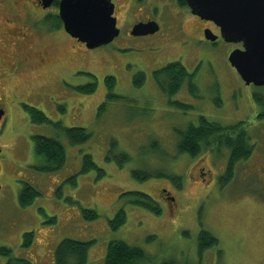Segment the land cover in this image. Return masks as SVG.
Returning a JSON list of instances; mask_svg holds the SVG:
<instances>
[{
  "label": "rangeland",
  "instance_id": "1",
  "mask_svg": "<svg viewBox=\"0 0 264 264\" xmlns=\"http://www.w3.org/2000/svg\"><path fill=\"white\" fill-rule=\"evenodd\" d=\"M148 13L162 23L164 7ZM55 36L59 40L47 45L50 56L43 62L32 61L16 73L11 65L10 75L0 77V106L6 111L0 122V245L34 264H56L55 249L65 238L94 241L88 264H103L113 240L143 248L150 258L144 264L170 259L264 264V132L250 131L256 153L234 167L228 182L227 146L217 144L196 156L179 151L181 131L201 116L230 125L246 115L236 110L235 88L242 80L228 61L232 48L224 42L157 47L152 39L129 35L126 27L94 49L85 50L63 30ZM35 51L26 54L36 58ZM178 58L189 70L200 62L199 81L194 94L170 97L159 90L153 73ZM141 72L140 84L135 78ZM108 75L116 78L112 91ZM95 81L94 92L78 89ZM27 107L41 110L48 120L35 121ZM68 127L86 128L91 135L71 144ZM35 135L65 145L62 167L42 168ZM86 154L98 168L82 172ZM27 182L42 194L22 207L19 192ZM162 188L175 203L160 195ZM131 192L150 195L161 211L138 204ZM85 209L96 210L98 217L86 218ZM121 210L126 218L116 226L112 221ZM51 216L55 222H49ZM203 229L218 243L200 255ZM28 232L34 239L24 246ZM6 262L0 255V264Z\"/></svg>",
  "mask_w": 264,
  "mask_h": 264
},
{
  "label": "flooded vegetation",
  "instance_id": "2",
  "mask_svg": "<svg viewBox=\"0 0 264 264\" xmlns=\"http://www.w3.org/2000/svg\"><path fill=\"white\" fill-rule=\"evenodd\" d=\"M112 2L115 5L114 17L117 19L120 32L126 27L129 35L145 40L152 39L151 43L157 47L166 44L170 46H187L199 43L207 46H217L223 42L232 48L231 51L242 47V43L227 42L221 34V28L214 21L194 14L187 0H112ZM154 7L156 11L164 7L162 23L148 13V9ZM142 22H156L159 28L156 32L147 35L137 36L132 34L134 26ZM57 30L66 32L60 16V0H53L49 6L44 5V0H0V77L10 75L11 65L15 66L14 71L16 73L19 72L21 67H29L32 61L33 63L37 60L43 62L44 57L50 56L47 45L54 39L59 40L55 36ZM211 37H215V39L212 40ZM71 39L85 50L90 49L86 43L79 41L77 38L72 37ZM29 49L36 50V58H31L26 54V50ZM176 61L182 63V67L187 69V77L179 87L164 90L158 84L155 75L157 71L166 67L172 61L154 71V82L161 92L170 97L174 95L181 96L182 93L188 91L194 94V84L199 81V78H196L198 77L200 62L192 70H189L182 59L178 58ZM143 76L145 77V74ZM241 80V85L235 88L236 110L239 113L246 110V115L230 125L235 126L236 134L240 131L246 132L252 140L251 130L264 132V85L260 86L254 83L248 85L242 78ZM0 110L4 111L0 118V122H2L6 111L2 106H0ZM250 144L254 145L253 152L247 159H241L237 162L235 167L238 163L248 161L255 155L256 145L253 141H250ZM235 173L234 171L233 175ZM160 195H166L172 203L176 202V198L165 188L160 190Z\"/></svg>",
  "mask_w": 264,
  "mask_h": 264
},
{
  "label": "trees",
  "instance_id": "3",
  "mask_svg": "<svg viewBox=\"0 0 264 264\" xmlns=\"http://www.w3.org/2000/svg\"><path fill=\"white\" fill-rule=\"evenodd\" d=\"M144 74L140 73L136 75L137 83L142 82ZM158 84L164 90L179 87L187 77V69L182 67L180 62H171L166 67L156 72ZM106 83L110 91L114 88L116 78L113 75L106 77ZM97 81L92 84L79 86L80 91L89 93L94 92L97 88ZM112 93V92H109ZM114 94H109L113 96ZM35 121L44 122L48 118L41 110L36 108L27 107ZM89 130L80 127H68L65 129L67 138L71 144L83 143L90 137ZM35 151L37 156L45 164L43 169L51 170L62 167L66 161V148L65 145L58 139L45 135L34 136ZM251 138L246 132L240 131L236 134L235 126L224 125L218 121H213L206 116H201L198 124H192L186 130L181 131L179 141V151L182 153H189L192 156H196L208 147L215 146L217 144L227 146L230 151L229 167L227 177L224 178L228 181L233 178V169L237 162L241 159H247L253 152L254 145L250 144ZM109 158V157H108ZM92 168H98L94 162L91 154L85 155V164L82 168V172H88ZM148 177L147 174L143 178ZM176 180L181 178L176 177ZM42 192L34 187L31 183H25L19 192L20 206L27 207L33 203L37 196H40ZM135 202L143 206H147L156 212H160L161 208L157 201H155L150 195L142 192H131ZM84 216L89 219H95L98 217V213L94 209H85ZM125 210H121L115 217L114 222L120 225L125 221ZM56 217H49V222H55ZM34 239L33 232H28L25 235L24 246L32 244ZM94 241H80L72 238L63 239L55 249V262L56 264H88L90 247ZM218 243V239L211 234L210 231L203 229L199 235L198 250L202 255L204 252ZM0 255L7 258L5 264H34L30 259L25 257L13 256V250L5 245H0ZM150 258L145 250L139 246L131 245L123 240H113L109 243L107 254L103 264H144ZM201 260V259H200ZM160 264H177L174 259L165 260ZM200 264V263H199Z\"/></svg>",
  "mask_w": 264,
  "mask_h": 264
},
{
  "label": "water",
  "instance_id": "4",
  "mask_svg": "<svg viewBox=\"0 0 264 264\" xmlns=\"http://www.w3.org/2000/svg\"><path fill=\"white\" fill-rule=\"evenodd\" d=\"M52 2L44 0V5ZM187 3L194 14L214 21L227 42L242 43L241 48L229 53L228 61L246 84L264 85V0H187ZM114 11L112 0H60L66 32L90 49L107 45L119 36ZM84 21L94 23L86 25ZM158 28L156 22H142L134 26L132 34L147 35ZM3 114L0 110V118Z\"/></svg>",
  "mask_w": 264,
  "mask_h": 264
},
{
  "label": "snow or ice",
  "instance_id": "5",
  "mask_svg": "<svg viewBox=\"0 0 264 264\" xmlns=\"http://www.w3.org/2000/svg\"><path fill=\"white\" fill-rule=\"evenodd\" d=\"M84 23L87 25V24L94 23V22H92V21H84Z\"/></svg>",
  "mask_w": 264,
  "mask_h": 264
}]
</instances>
